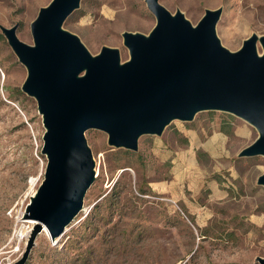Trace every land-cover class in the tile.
Listing matches in <instances>:
<instances>
[{
  "label": "rangeland",
  "instance_id": "374dc122",
  "mask_svg": "<svg viewBox=\"0 0 264 264\" xmlns=\"http://www.w3.org/2000/svg\"><path fill=\"white\" fill-rule=\"evenodd\" d=\"M50 1L0 0V26L18 24V39L32 45L30 24ZM159 3L192 25L206 9L222 8L216 35L230 51L252 34L264 35V0ZM154 26L144 0H81L64 29L92 55L116 48L124 61L121 34L147 35ZM25 78L0 31V264H15L27 248L35 224L23 215L46 166L41 116L21 91ZM84 136L96 178L82 210L54 241L42 229L25 264H258L264 258V188L256 185L264 158L237 157L258 136L252 126L203 112L190 123H171L160 137H141L137 152L110 148L100 131Z\"/></svg>",
  "mask_w": 264,
  "mask_h": 264
},
{
  "label": "water",
  "instance_id": "95a60500",
  "mask_svg": "<svg viewBox=\"0 0 264 264\" xmlns=\"http://www.w3.org/2000/svg\"><path fill=\"white\" fill-rule=\"evenodd\" d=\"M155 18L147 34L123 32L128 58L116 48L92 55L64 29L81 0H51L30 24L32 45L21 42L18 24L0 26L26 70L21 91L36 102L44 134L43 180L26 205L35 222L22 258L45 227L52 241L80 213L95 180V161L85 132L100 131L113 149L137 152L143 136L160 137L173 122L190 123L203 112L225 113L252 126L258 136L238 158H264V35H250L230 51L216 35L222 8L206 9L196 25L159 0H144ZM256 185L264 188V173ZM264 264V258L256 259Z\"/></svg>",
  "mask_w": 264,
  "mask_h": 264
},
{
  "label": "bare ground",
  "instance_id": "6f19581e",
  "mask_svg": "<svg viewBox=\"0 0 264 264\" xmlns=\"http://www.w3.org/2000/svg\"><path fill=\"white\" fill-rule=\"evenodd\" d=\"M32 185H34V182H32ZM29 222H30V224H33V225L35 224V222H33V221H30V220H29ZM43 233H45V235H46L47 237H49V234H48L49 232H48V230H47L45 227H43ZM22 236H23V234L21 233L19 237L22 238Z\"/></svg>",
  "mask_w": 264,
  "mask_h": 264
}]
</instances>
